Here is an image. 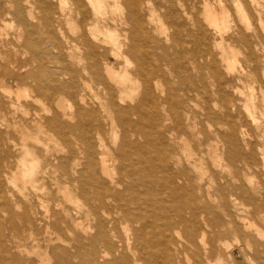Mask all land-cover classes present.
<instances>
[{
  "label": "bare ground",
  "instance_id": "1",
  "mask_svg": "<svg viewBox=\"0 0 264 264\" xmlns=\"http://www.w3.org/2000/svg\"><path fill=\"white\" fill-rule=\"evenodd\" d=\"M73 253L264 264V0H0V264Z\"/></svg>",
  "mask_w": 264,
  "mask_h": 264
},
{
  "label": "rangeland",
  "instance_id": "2",
  "mask_svg": "<svg viewBox=\"0 0 264 264\" xmlns=\"http://www.w3.org/2000/svg\"><path fill=\"white\" fill-rule=\"evenodd\" d=\"M227 173H230V171H227ZM172 216L173 217H177L176 213H172ZM183 234L185 235V233L183 232ZM236 235V236H235ZM225 239L229 240V243L232 245V243L236 242V239L235 238H239L240 239V235L239 234H235V233H229L227 235H224ZM67 240H70L72 242H74L75 238H74V235L73 234H65L64 236ZM210 235L208 234L207 236V240H210ZM234 239V241H233ZM238 239V240H239ZM233 243V244H234ZM31 243H29V246H30ZM236 244L232 245V246H235ZM236 248V249H235ZM233 249L235 250H238V246H235ZM25 259H21V260H18L17 262H13L12 264H38L39 262V258L38 256L36 255H30V256H25L23 255ZM229 260H233V261H236L237 263H244L245 261V258L241 255H239L236 259H234L232 256H226ZM22 261V262H21ZM69 264H91V262L89 260H83L79 255L73 253V257L72 259L70 260V263Z\"/></svg>",
  "mask_w": 264,
  "mask_h": 264
}]
</instances>
